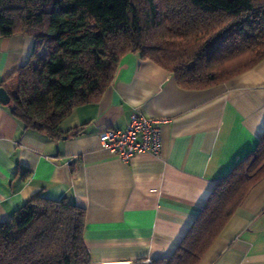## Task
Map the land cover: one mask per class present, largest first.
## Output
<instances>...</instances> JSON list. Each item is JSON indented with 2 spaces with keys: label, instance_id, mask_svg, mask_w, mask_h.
<instances>
[{
  "label": "crops",
  "instance_id": "obj_1",
  "mask_svg": "<svg viewBox=\"0 0 264 264\" xmlns=\"http://www.w3.org/2000/svg\"><path fill=\"white\" fill-rule=\"evenodd\" d=\"M36 46L28 35L0 36V81ZM134 112L166 120L161 146L156 156L124 161L98 133L124 128ZM60 128L71 131L50 139L24 128L0 102V220L33 195L64 197L85 209L83 240L93 264L167 257L218 179L264 131V58L221 84L189 90L154 61L126 52L99 100L76 106ZM197 264H264V177Z\"/></svg>",
  "mask_w": 264,
  "mask_h": 264
},
{
  "label": "trees",
  "instance_id": "obj_2",
  "mask_svg": "<svg viewBox=\"0 0 264 264\" xmlns=\"http://www.w3.org/2000/svg\"><path fill=\"white\" fill-rule=\"evenodd\" d=\"M92 5L102 18L96 29L88 25ZM16 34L37 46L0 81L6 106L24 128L59 139L71 131L60 123L99 100L126 52L154 61L189 90L254 66L264 58V0H0V36ZM262 177L264 131L218 179L171 254L134 264H197ZM84 221L85 209L66 198L33 195L0 220V264H93Z\"/></svg>",
  "mask_w": 264,
  "mask_h": 264
},
{
  "label": "built area",
  "instance_id": "obj_3",
  "mask_svg": "<svg viewBox=\"0 0 264 264\" xmlns=\"http://www.w3.org/2000/svg\"><path fill=\"white\" fill-rule=\"evenodd\" d=\"M165 121L134 112L124 128L100 130L98 140L105 149L124 161L143 152L156 156L161 146V124Z\"/></svg>",
  "mask_w": 264,
  "mask_h": 264
},
{
  "label": "rangeland",
  "instance_id": "obj_4",
  "mask_svg": "<svg viewBox=\"0 0 264 264\" xmlns=\"http://www.w3.org/2000/svg\"><path fill=\"white\" fill-rule=\"evenodd\" d=\"M102 24L101 15L98 13L96 7L94 5L91 6L89 12V20L88 25L92 29L98 28Z\"/></svg>",
  "mask_w": 264,
  "mask_h": 264
},
{
  "label": "water",
  "instance_id": "obj_5",
  "mask_svg": "<svg viewBox=\"0 0 264 264\" xmlns=\"http://www.w3.org/2000/svg\"><path fill=\"white\" fill-rule=\"evenodd\" d=\"M9 99L10 98H9L7 91L2 86H0V102L2 104H7L9 102Z\"/></svg>",
  "mask_w": 264,
  "mask_h": 264
},
{
  "label": "bare ground",
  "instance_id": "obj_6",
  "mask_svg": "<svg viewBox=\"0 0 264 264\" xmlns=\"http://www.w3.org/2000/svg\"><path fill=\"white\" fill-rule=\"evenodd\" d=\"M102 264H122V263H118V262H105V263H102Z\"/></svg>",
  "mask_w": 264,
  "mask_h": 264
}]
</instances>
